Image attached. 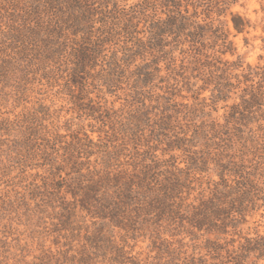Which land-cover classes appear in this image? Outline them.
<instances>
[{
  "label": "rangeland",
  "instance_id": "374dc122",
  "mask_svg": "<svg viewBox=\"0 0 264 264\" xmlns=\"http://www.w3.org/2000/svg\"><path fill=\"white\" fill-rule=\"evenodd\" d=\"M150 2L109 0V8L137 11L134 22L140 21L138 30H144L149 22L139 15L142 8L150 21L165 19L159 1L156 6ZM230 11L248 21L242 32L233 29L229 14L214 25L228 32L234 54L220 55L216 46L205 52L230 63L238 61L241 67L230 74L243 80L241 74L248 68L264 67V0H239ZM203 19L195 20L199 24ZM46 27L43 18L41 27L33 30L19 26L11 30L0 24V264H62L64 257L76 255L86 245L89 233L99 231L102 221L78 206L73 209L75 199L67 187L71 180L76 183L70 167L83 163L85 172L98 162L97 148H90L94 154L89 158L77 152L87 144L85 137L117 157L116 170L131 172L138 164H148L154 173L160 171L162 182L171 177L185 184L180 209L141 212L128 221L134 230L124 228L126 221L102 229L134 262H154L161 245L172 250L182 247L184 255L198 257V252L205 253L198 245L220 237L198 231L192 220L198 193L210 197L212 184L219 181L213 156L217 153H223L224 166L230 157L242 159L261 189L255 206H249L234 229H227V239L236 233L237 247L243 238L264 236V105L256 117L230 120L231 142L225 135L211 139L209 134L211 140L201 135L212 122L219 129L227 124L230 106L241 103V95L249 96L243 94L244 84L227 92L226 101L216 99L213 77L220 72L211 67L214 61H198V43H177L171 37L166 39L165 54L155 53L159 72L152 71L155 57L149 51L138 52L131 63L117 66L110 61L113 54L121 56L114 53L121 47L133 46L137 39L147 41L146 31L114 36L96 64V55L88 54L80 69L82 59H76V50L84 42L82 35L58 39L49 36ZM252 79L247 85L258 81ZM203 151L210 152L205 172L198 164ZM98 264L106 262L99 259Z\"/></svg>",
  "mask_w": 264,
  "mask_h": 264
},
{
  "label": "trees",
  "instance_id": "16d2710c",
  "mask_svg": "<svg viewBox=\"0 0 264 264\" xmlns=\"http://www.w3.org/2000/svg\"><path fill=\"white\" fill-rule=\"evenodd\" d=\"M159 5L164 11L165 19L150 21L146 16V8L139 11L143 16L144 23L148 27L144 30H138L140 21L134 22L137 11L131 10L126 13L124 8L112 5L109 8V0H0V24L6 25L11 30L17 26L27 30H33L42 25V18L47 25L49 36L56 38H65L69 35L81 34V40L84 41L76 50L82 59L78 64L80 69L83 68L84 62L88 59V54L102 56L106 51L105 45L111 42L114 36L121 33L126 35L148 34L147 41L137 39L133 46L121 47V56L113 54L110 61L117 66L122 62H132V58L138 52H146L155 57L151 63L155 65L153 72H159L157 67L158 58L155 53L163 51L167 42L166 39L171 37L173 41L180 43L182 40L188 43H198V61L201 59H212L214 63L211 67L220 72L213 77L215 80L216 99L226 101L227 92L244 84L241 95V103L231 105L229 110V120L223 128L212 122L207 129L202 130L201 135L208 140L217 138L219 135L227 136L226 141L231 142L228 125L230 120L236 117H256L264 105V67L258 70L248 68L247 73L241 74L243 80H240L235 74L232 76L230 71L241 67L238 61L230 63L223 61L220 56L207 54V49L215 50L220 55L226 53L234 54L232 42L228 40V32L222 27L214 25L217 18L229 14L231 16L232 27L236 32H242L247 26L248 21L237 13L230 11L231 7L238 3L239 0H151V6ZM147 2V1H145ZM191 8V13L189 11ZM203 16L201 23L195 20ZM99 27L95 28V25ZM77 42V40H73ZM151 57V56H150ZM110 61L108 63H110ZM204 63V60L203 62ZM146 66L150 64L146 63ZM213 67V68H214ZM150 73H144L148 77ZM252 78H258L256 83ZM232 79L234 81L232 82ZM247 85V86H246ZM203 129V128H202ZM211 134V139L209 137ZM87 144L78 147L77 152L83 153L90 157L94 152L90 148H97L100 156L98 162L93 168H86L83 172V163H78L77 167H70L71 172L76 173V183H68L69 192L73 195L75 202L73 209L78 206L79 210L85 212L93 219L102 221L101 228L95 233L85 238L86 245L75 255L64 257L62 264H98L101 259L106 264H139L134 262L131 257H126V253L121 248L114 245L111 236L106 237L102 234L105 226H119L126 221L124 228L134 230L135 225L130 222L133 217L138 218L141 212L149 215L151 212H159L161 209H170L175 206L180 209L184 198L180 197L181 188L184 183L176 182L171 177L160 180V171L154 173L148 164H138L134 166L131 172L127 170H116L113 162L117 157L104 150H100L99 145L85 137ZM81 150V151H80ZM210 154L203 151L200 160L202 167L201 172L206 171V160ZM220 172L217 173L219 181L209 180L213 183L210 197L205 198L203 191L198 193V207L195 208L192 220L198 224V231H204L219 235L220 237L210 240L206 239L202 246L198 245V257L186 256L183 254L182 247L178 250H172L168 245L158 247L157 256L154 262L145 264H258L264 260V236L256 235L255 237L243 238V243L235 247L236 240L233 236L236 233H230L232 236L227 239L228 228H235L239 218L243 219L249 206H255V202L260 200L258 196L261 189L257 186L255 175L246 170L243 160L231 161L227 166L222 163L223 153L213 154ZM74 164L76 162H73ZM77 164V163H76ZM116 166V167H114ZM199 167V166H198ZM176 198L179 202H176ZM131 209L130 211H128ZM134 212L136 215H132ZM243 216V217H242ZM109 219L108 223L105 222ZM130 221V222H128ZM115 222L114 224H110ZM96 224V223H94ZM133 226V227H131ZM99 236L94 239L92 236ZM231 247V248H230Z\"/></svg>",
  "mask_w": 264,
  "mask_h": 264
}]
</instances>
